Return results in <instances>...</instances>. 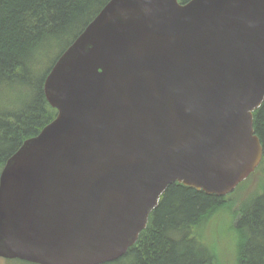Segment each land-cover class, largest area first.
<instances>
[{
    "label": "water",
    "instance_id": "obj_1",
    "mask_svg": "<svg viewBox=\"0 0 264 264\" xmlns=\"http://www.w3.org/2000/svg\"><path fill=\"white\" fill-rule=\"evenodd\" d=\"M44 93L56 118L0 174V259L118 261L171 185L223 198L261 165L264 0H110Z\"/></svg>",
    "mask_w": 264,
    "mask_h": 264
},
{
    "label": "trees",
    "instance_id": "obj_2",
    "mask_svg": "<svg viewBox=\"0 0 264 264\" xmlns=\"http://www.w3.org/2000/svg\"><path fill=\"white\" fill-rule=\"evenodd\" d=\"M109 1L0 0V174L56 118L45 80ZM254 129L264 148V103L254 113ZM257 174L259 190L243 197ZM219 223L223 230L210 236ZM221 233L228 238L224 246ZM108 264H264V154L256 172L227 197L171 185L137 243Z\"/></svg>",
    "mask_w": 264,
    "mask_h": 264
},
{
    "label": "rangeland",
    "instance_id": "obj_3",
    "mask_svg": "<svg viewBox=\"0 0 264 264\" xmlns=\"http://www.w3.org/2000/svg\"><path fill=\"white\" fill-rule=\"evenodd\" d=\"M260 176H261L260 174H257L253 178V180L251 181V183H250V185L248 187L249 193H247V195H243V197L248 196V194L254 193V190H256V189H257V191L259 190V188H258L259 187V184L258 183L260 181V178H259ZM218 221H221V220H218ZM218 221L214 222V224L215 223L217 224ZM221 225H222V223H219L216 226L213 225L214 227L211 229L212 230V233L210 234V236H212L214 230H217V227H219L220 230H223V227H221ZM220 239L223 242L222 246H224L227 243V241H228V238L224 237V233H221L220 234ZM229 241L231 242L230 238H229ZM0 264H30V263L22 262V261H19V260H5V259H0Z\"/></svg>",
    "mask_w": 264,
    "mask_h": 264
}]
</instances>
